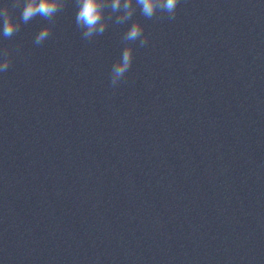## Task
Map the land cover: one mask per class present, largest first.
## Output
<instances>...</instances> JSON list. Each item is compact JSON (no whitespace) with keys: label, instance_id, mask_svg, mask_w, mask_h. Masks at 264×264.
<instances>
[{"label":"clouds","instance_id":"9594fccd","mask_svg":"<svg viewBox=\"0 0 264 264\" xmlns=\"http://www.w3.org/2000/svg\"><path fill=\"white\" fill-rule=\"evenodd\" d=\"M180 0H75L77 12L75 23L82 32L84 39L102 35L108 28L109 21L115 15L116 24H125L134 15L137 7L141 15L147 19L157 16V13H166L169 19H174ZM66 6V0H12V3L0 7V35L11 38L20 31L22 24H27L37 16L49 23L43 26L35 37L34 43L39 45L49 38L55 18ZM20 8V18L15 19L13 10ZM110 13L105 16V10ZM123 40L135 42L139 40L141 47L148 42L144 34V27L139 21L133 22L124 33ZM133 62V50L125 47L121 59L113 66L111 84L117 82L128 72ZM12 58L8 49L0 50V73L8 70Z\"/></svg>","mask_w":264,"mask_h":264}]
</instances>
